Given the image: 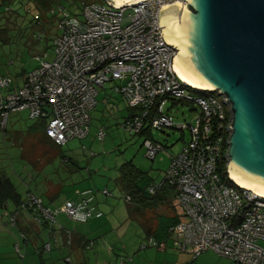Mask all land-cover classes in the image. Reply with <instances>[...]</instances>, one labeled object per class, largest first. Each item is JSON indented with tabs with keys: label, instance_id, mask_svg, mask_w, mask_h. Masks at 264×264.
<instances>
[{
	"label": "built area",
	"instance_id": "1",
	"mask_svg": "<svg viewBox=\"0 0 264 264\" xmlns=\"http://www.w3.org/2000/svg\"><path fill=\"white\" fill-rule=\"evenodd\" d=\"M175 3L184 5L185 0H146L121 7L103 0L85 5L80 19L63 8L51 9L52 14H59L53 58L37 57L38 66L21 88L10 75L0 76V89L7 91L0 95V136L6 135L11 113L28 110L30 118L44 120L47 137L57 145L85 139L100 89L115 83L114 91L135 109L122 123L131 135L147 128L176 127L190 132L188 142L171 157L164 180L148 188L154 195L169 185L182 210L183 219L169 229L175 249L191 253L193 259L211 251L234 264H264V197L240 187L228 172L221 171L227 163L230 106L223 96L198 90L180 78L174 68L176 51L160 34L159 11ZM195 92L203 95L196 97ZM169 99L195 103L201 112L196 123L177 125L164 111ZM97 137L102 141L103 131ZM143 144L151 160L163 150L150 139ZM101 193L113 196L108 189ZM76 194V199L53 209L28 192L20 209L30 211L33 222L50 232L60 213L85 224L94 214V192ZM17 216L15 212L10 220L15 228ZM149 244L162 246L153 239ZM52 247L48 242L42 249L51 251ZM70 263L67 258L61 264ZM118 264L126 262L121 259Z\"/></svg>",
	"mask_w": 264,
	"mask_h": 264
},
{
	"label": "rangeland",
	"instance_id": "2",
	"mask_svg": "<svg viewBox=\"0 0 264 264\" xmlns=\"http://www.w3.org/2000/svg\"><path fill=\"white\" fill-rule=\"evenodd\" d=\"M47 1L48 7L42 9L32 0H0V76L11 75L19 83V88L28 73L38 66L37 57L43 58L47 54V60L53 58L59 20L53 16L51 9L57 11L63 8L80 19L85 5L103 3V0ZM114 85L107 83L100 89L98 104L91 111L88 136L70 140L64 146L47 137L41 128L42 118H30L28 110L11 113L6 135L0 136V174L7 175L21 194L25 195L30 190L42 197L45 206L48 204L52 208L60 207L67 199H76V193L86 189H108L113 193L106 199L99 196L105 206L101 207V227L90 229L94 232L88 227L94 221L84 225L71 220L66 214L57 216L58 225L60 223L65 228L63 231L85 230L84 234L96 241L90 251L83 250L81 264H117L115 254H107L102 248L103 253L96 262L94 252L103 246V240H108L117 254L130 256L138 264H227L229 259L211 251L193 260L185 253L175 251L171 241L168 242L171 246L165 249L154 246L143 254L138 251L142 243L149 244L145 226L153 230L159 223V216L166 215L168 203L162 202L153 209L142 207L136 210V202L126 200L132 190L131 184L127 186L131 183V174L146 176L151 185L161 183L171 157L188 142L190 132L175 127L149 129L148 134L131 135L122 128V123L135 109L114 91ZM0 92L4 93L1 89ZM193 94L196 97L203 95L199 92ZM165 110L177 125L195 124L201 113L195 103L177 99H169ZM33 126L39 127L38 130H30ZM100 131L104 133L102 141L97 137ZM146 139L163 147L154 160L145 156L143 142ZM124 169L133 170L126 179L123 177ZM223 169L226 174V164ZM140 185L145 186L142 180ZM174 199L170 202L172 210L177 209ZM56 251L53 249L49 254ZM73 264H80V260L74 259Z\"/></svg>",
	"mask_w": 264,
	"mask_h": 264
},
{
	"label": "water",
	"instance_id": "3",
	"mask_svg": "<svg viewBox=\"0 0 264 264\" xmlns=\"http://www.w3.org/2000/svg\"><path fill=\"white\" fill-rule=\"evenodd\" d=\"M158 17L178 65L230 106L229 177L264 194V0H185L182 7H163Z\"/></svg>",
	"mask_w": 264,
	"mask_h": 264
},
{
	"label": "crops",
	"instance_id": "4",
	"mask_svg": "<svg viewBox=\"0 0 264 264\" xmlns=\"http://www.w3.org/2000/svg\"><path fill=\"white\" fill-rule=\"evenodd\" d=\"M15 83L18 86L19 83L16 80H15ZM22 83L24 82L22 81L20 84ZM6 92L7 91H4V93L0 92V95L5 94ZM164 111L166 112L165 109ZM38 128H36V126H33L31 127L30 130L36 131L38 130ZM144 132L148 134L147 132H149V128L145 129ZM4 176L8 177L7 175H4ZM14 186L17 189L18 194L21 195L20 201H22L21 202L22 204L27 199V193L31 191L28 190L26 194L23 195L20 193L19 188H17L15 184ZM87 190H92L94 192V198L92 201V206L94 208V212H93L94 214L88 221V222L94 221V223L93 225L88 226L90 230L93 227L94 229H96L97 227L98 228L101 227L100 221H101V217H103L101 216L102 214L101 207L105 206V203L103 205V202L99 196H101L103 199H106L107 197H104V195H102L101 190L86 189L83 191H87ZM50 197H52V194L50 195ZM166 197L162 198V202L168 203L167 208H165L167 210L166 215L171 216V217L177 215L179 221L182 220L183 213H182L181 208L178 206V204H177V209L174 208L172 210V205L170 204V202L171 203L173 202L172 200L174 199L173 194H172V198L169 197L166 199ZM40 198L42 202L44 203V200L42 199V197ZM68 200H71V199H67L66 201ZM18 204L19 203H16V201H13L12 199H7L5 203H3L2 206L0 207V264H61L67 258L70 259L71 261L70 264H73L74 259H78L80 260V264L82 263L81 258H82L83 250L90 251L92 249L91 246H93L94 242H96L95 240L88 238V236L84 234L85 230L83 231L80 230L81 233L78 232V230L71 231V230L66 229V231H63V229H65L64 226L61 225L60 223L58 225V222H57L56 228H54L50 232L48 228H41L37 226L33 222L31 212L28 210H21L20 209L21 204L20 205ZM63 204L60 207L53 208V209H59L63 206ZM46 206L51 207L48 204H46ZM15 212H18V216L16 219V224H17L16 228L10 225L11 217L15 214ZM161 214H162V210H161ZM60 225L62 227H60ZM157 226L153 230L152 228L150 229L149 227L145 226L146 228L145 230L147 231V233H149L148 242L150 239H153L162 245L159 248L165 249L167 248L168 245H170L168 242L171 241V243H173L172 241L173 239L171 237V240H170V235L169 237H166L165 239L158 236V234L156 233ZM68 232L70 233L71 238H69ZM91 232H94V231H91ZM48 242H51L53 247L51 251H44L42 249V246ZM109 244L110 242L108 240H103V246H101L96 252H94V255L96 256L95 260L97 263L100 258L99 255L105 251L107 254H112V255L115 254L116 256L115 260L117 264L119 263L121 259L125 260L126 264H138L135 261V259H132L130 256H121L117 254L112 248V246H110ZM171 245H172V248L175 251H177L174 245L173 244ZM101 248L103 252L101 251ZM149 248H154V246L148 243L147 245L142 243L139 246L138 251H140L143 254V252ZM53 249L54 250L56 249L57 251L49 254V252H52ZM179 253H185V255H187L189 258H193L191 253H186V252H179ZM227 264H234V263L232 262L230 263V261H227Z\"/></svg>",
	"mask_w": 264,
	"mask_h": 264
},
{
	"label": "trees",
	"instance_id": "5",
	"mask_svg": "<svg viewBox=\"0 0 264 264\" xmlns=\"http://www.w3.org/2000/svg\"><path fill=\"white\" fill-rule=\"evenodd\" d=\"M32 1H35L36 4L39 5L38 6L39 8L45 9L48 7L47 0H32ZM53 16L57 18L58 14L54 13ZM45 127H46L45 122H43L41 128L45 130ZM129 166H132V165L129 163ZM223 170L224 169L222 168L221 171ZM124 171L122 172H123V177L125 179L127 175L130 174V172H133V170L129 172V170H125V169ZM0 176L2 178V184L0 185V207L2 206L3 203H5L7 199H12L13 201H16V203H19L18 205H20L22 202L20 201L21 195L18 194L17 189L15 188L11 179L1 174ZM141 180L143 181L145 186L140 185ZM130 182L131 183H129L127 186L132 185V190L130 191L131 194H128V196L131 198V202L133 201L136 202L135 203L137 205L136 210H140L142 207L144 208L152 207L151 209H153V207L156 208L161 204L162 198L166 196H167L166 199L169 197L171 198L172 197L171 194H173L172 188L169 185L164 184L160 188V190L157 191V193H155L154 195H151L148 191V188L151 186L152 183L150 182V180H148L146 176L141 175V174L140 175L131 174ZM159 217L160 218H159V223L157 226L156 233L158 234V236L165 239L166 237H169L170 235L169 229L175 224H177L179 222V219L177 215L172 216V217L167 216V215H161Z\"/></svg>",
	"mask_w": 264,
	"mask_h": 264
},
{
	"label": "bare ground",
	"instance_id": "6",
	"mask_svg": "<svg viewBox=\"0 0 264 264\" xmlns=\"http://www.w3.org/2000/svg\"><path fill=\"white\" fill-rule=\"evenodd\" d=\"M143 1H146V0H135L133 2H130L128 4H122V5H118V7H121V6H131V5H136L137 3H140V2H143ZM182 7V5H181ZM182 9V8H181ZM180 9V10H181ZM178 17H179V24H180V12L178 14ZM180 51V49H179ZM174 68H175V71L178 73V75L180 76V78L185 81L186 83H188L189 85H191L192 87L198 89V90H205V89H202L179 65L178 63L176 62V60L174 59ZM237 183V182H236ZM238 184V183H237ZM240 187H243L245 189H248L250 191H253L255 193H257L258 195L264 197V194H261L255 190H252L246 186H243L241 184H238Z\"/></svg>",
	"mask_w": 264,
	"mask_h": 264
}]
</instances>
